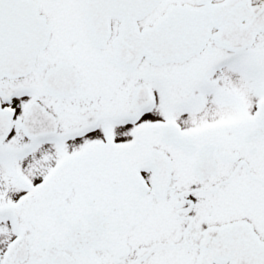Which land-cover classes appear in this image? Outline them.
<instances>
[{"label":"snow or ice","instance_id":"snow-or-ice-1","mask_svg":"<svg viewBox=\"0 0 264 264\" xmlns=\"http://www.w3.org/2000/svg\"><path fill=\"white\" fill-rule=\"evenodd\" d=\"M0 264H264V0H0Z\"/></svg>","mask_w":264,"mask_h":264}]
</instances>
